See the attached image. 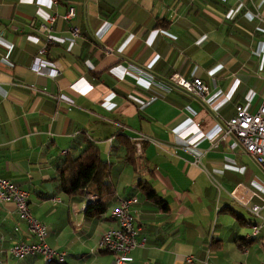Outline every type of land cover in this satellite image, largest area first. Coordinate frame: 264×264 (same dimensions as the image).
Here are the masks:
<instances>
[{"label":"crops","instance_id":"1","mask_svg":"<svg viewBox=\"0 0 264 264\" xmlns=\"http://www.w3.org/2000/svg\"><path fill=\"white\" fill-rule=\"evenodd\" d=\"M69 8L75 16L64 21ZM54 15L42 59L62 68L51 77L30 67L45 40L28 23ZM173 73L201 79L205 103L170 85ZM263 98L264 0H0V177L29 192L48 245L67 264H112L96 243L114 225L107 214L116 197L131 195L146 242L125 264H263L264 225L241 253L262 221L233 191L242 186L262 205L264 172L233 138L219 139L237 105L254 112ZM126 141L140 144L134 163ZM89 142L116 191L90 219L82 208L95 193L69 198L56 180ZM140 183L158 198L142 195ZM16 242L33 241L14 205L0 204V251ZM0 264L45 263L0 255Z\"/></svg>","mask_w":264,"mask_h":264},{"label":"built area","instance_id":"2","mask_svg":"<svg viewBox=\"0 0 264 264\" xmlns=\"http://www.w3.org/2000/svg\"><path fill=\"white\" fill-rule=\"evenodd\" d=\"M73 8H69L62 16L64 21H70L74 18ZM56 15L49 17L45 22L37 23L30 20L28 26L36 31L37 34L44 37L45 46L38 52L31 64V69L39 74H45L51 77L59 75L61 64L59 62H47L42 59L46 54L47 47L51 41L52 24ZM73 35H78L77 29H72ZM168 83L175 88L180 89L194 99L205 103L208 95V87L199 78H188L179 73H173L168 77ZM222 133L220 140L233 138L239 147L245 151L264 172V98L261 100L254 112H249L244 107L237 105L235 113L228 120L220 121ZM118 126H121L118 124ZM141 140L152 141L142 135ZM154 142V141H152ZM217 142L214 143V146ZM136 152L141 155L140 144H135ZM193 163H199L196 159ZM86 191V189H85ZM233 196L238 198L241 204L256 218L262 222L251 225V232L242 240L241 253L248 254V244L256 238L264 225V219L261 217V211L264 209V200L262 205L252 204L254 193L246 191L242 186H238L233 191ZM85 204L82 210L90 203H95L98 199L96 194L87 192L85 194ZM29 192L13 181L0 177V204L12 203L15 207L18 220L25 225L26 231L33 242H16L6 251H0V255L5 254L14 260H21L29 256H40L45 264L52 260L62 261L64 254L57 253L47 243L48 228L37 219L30 207ZM116 204L109 209L108 218L114 223L99 237L96 243V250L105 251L113 256L112 264H125L128 255L136 248L144 246L146 239L140 237V228L136 226L133 207L139 203L136 195L127 198L116 197ZM53 206L60 203L59 199L52 200ZM15 232L18 228L14 229ZM192 257H187L186 262L192 263ZM207 264V263H205ZM246 264V263H242ZM264 264V263H263Z\"/></svg>","mask_w":264,"mask_h":264},{"label":"trees","instance_id":"3","mask_svg":"<svg viewBox=\"0 0 264 264\" xmlns=\"http://www.w3.org/2000/svg\"><path fill=\"white\" fill-rule=\"evenodd\" d=\"M94 73V72H92ZM97 77L96 74H91ZM125 143L126 162H135V147L128 141ZM109 166L102 159L100 149L87 143L86 148L76 157H66L56 173L58 190L68 196L75 198L82 196L85 189L90 188L98 199L95 203H90L84 211L85 218H95L103 215L111 205L116 191L114 186L108 182ZM142 195L148 199L158 198L155 190L149 185L139 184ZM158 201H162L158 199ZM167 211L164 206V211ZM47 264H67L63 261L52 260Z\"/></svg>","mask_w":264,"mask_h":264},{"label":"rangeland","instance_id":"4","mask_svg":"<svg viewBox=\"0 0 264 264\" xmlns=\"http://www.w3.org/2000/svg\"><path fill=\"white\" fill-rule=\"evenodd\" d=\"M79 33H80V32H79ZM241 211H243V210H241ZM245 216H247V215H245ZM134 250H135V249H134ZM134 250H133V251H134ZM131 253H132V252H131ZM3 255H5V254H2V256H3ZM129 255H130V254H129ZM129 255H128V256H129ZM5 256H6V255H5ZM112 257H113V256H112Z\"/></svg>","mask_w":264,"mask_h":264}]
</instances>
